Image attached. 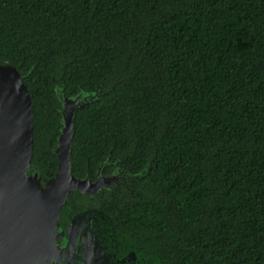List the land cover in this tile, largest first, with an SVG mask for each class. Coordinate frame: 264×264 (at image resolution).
Here are the masks:
<instances>
[{"label":"trees","instance_id":"16d2710c","mask_svg":"<svg viewBox=\"0 0 264 264\" xmlns=\"http://www.w3.org/2000/svg\"><path fill=\"white\" fill-rule=\"evenodd\" d=\"M0 64L26 76L46 177L55 85L105 91L76 111L72 173L146 171L107 194L153 260L264 264V0H0Z\"/></svg>","mask_w":264,"mask_h":264},{"label":"water","instance_id":"95a60500","mask_svg":"<svg viewBox=\"0 0 264 264\" xmlns=\"http://www.w3.org/2000/svg\"><path fill=\"white\" fill-rule=\"evenodd\" d=\"M25 77L17 67L0 64V264H109L93 244L96 238L64 232L60 221L71 192H96L107 186L106 179L111 182L117 176H103L107 161L98 169L99 182L72 173L76 111L101 100L105 91L99 87L66 96L64 88L55 85L61 105L53 149L58 168L53 176L46 177L33 161L34 106ZM143 176L139 174V178ZM110 184L116 185L115 181ZM75 217L99 218V227H106L105 220L114 214L91 207ZM111 232L103 231L109 236Z\"/></svg>","mask_w":264,"mask_h":264},{"label":"flooded vegetation","instance_id":"af4514ba","mask_svg":"<svg viewBox=\"0 0 264 264\" xmlns=\"http://www.w3.org/2000/svg\"><path fill=\"white\" fill-rule=\"evenodd\" d=\"M107 162L108 165L102 170L103 176H110L112 173L117 175L111 179L115 181L116 185H109L110 178H108L105 180L107 186L100 190L98 188L96 192L91 190L86 195H82L79 192H71L68 198V206L64 207L61 211L60 221L62 230L85 238H96V241L92 242L97 246L98 252L107 257L106 260L109 264H160L153 260L152 252L148 248L133 239L132 233H126L118 229L115 216L114 221L105 220L106 227H99V218L78 219L75 217L81 211H86L91 207H95L98 211L102 210L105 213L115 215L118 206L111 201L108 197L110 194L107 193H111L114 187L117 189L120 186L128 192H133L136 189V183L142 179L138 176L140 171L128 170L123 166L122 159L112 160L109 158ZM108 168L109 170L105 171ZM143 172L141 173L145 175L146 171L143 170ZM90 180L92 182H99L97 173L95 178ZM102 230L106 233L112 231L111 236L104 234ZM141 235L145 236L143 233ZM104 238L109 241L105 243Z\"/></svg>","mask_w":264,"mask_h":264},{"label":"rangeland","instance_id":"374dc122","mask_svg":"<svg viewBox=\"0 0 264 264\" xmlns=\"http://www.w3.org/2000/svg\"><path fill=\"white\" fill-rule=\"evenodd\" d=\"M139 176V175H138ZM114 180H111V182H109V185H110V183H112Z\"/></svg>","mask_w":264,"mask_h":264}]
</instances>
